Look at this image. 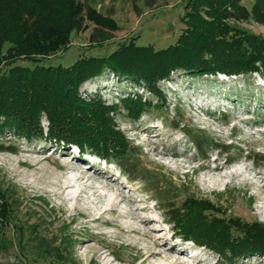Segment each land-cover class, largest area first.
<instances>
[{"label":"rangeland","instance_id":"rangeland-1","mask_svg":"<svg viewBox=\"0 0 264 264\" xmlns=\"http://www.w3.org/2000/svg\"><path fill=\"white\" fill-rule=\"evenodd\" d=\"M75 1L82 6L81 26L71 33L66 49L44 57L46 65L69 66L80 57L104 56L130 40L162 49L173 44L185 27L181 18L188 0ZM253 2L241 0L247 9ZM90 10L112 19L113 24L100 27L88 18ZM229 22L264 37V25L252 18ZM2 32L0 29V35ZM8 46L4 45V52ZM16 63L32 66L28 60ZM0 69H6V65ZM157 87L158 95L142 83L118 77L107 69L80 84L82 97L98 95L106 105L116 107L110 112L114 129L128 144L120 159L80 150L76 144L28 139L8 128L0 129V264H139L140 249L146 244L141 241L138 248L129 246V240L137 236L121 232L115 225H88L94 214L82 216L65 210L53 195V187H28L21 176L33 170L19 162H30L34 154L27 151L31 149L61 174L66 171L56 170L59 164L76 166L78 159L84 163L82 169L91 168V173L105 169L116 184L125 186L124 192L133 200L131 208L147 206L139 212L154 217L146 229L154 228L155 236L166 237V246L178 242L187 249L189 257L185 258L178 256L181 250H175V264H214L220 260L215 251L175 232L172 211L181 209L186 198L208 203L210 208L203 212L207 222H260L264 229V210L260 208L264 205L263 75H199L176 70L159 80ZM134 96L148 103L137 119L129 116L123 102ZM41 124L46 129L45 117ZM141 129L146 133H140ZM78 149L77 159L71 161ZM89 159L94 166H88ZM235 169L243 170L246 179L224 176ZM125 208L123 203L116 213L103 219L123 226L125 220L119 214ZM229 230L232 237L241 235L234 227ZM89 236L95 240H89ZM83 243L109 255L102 258L85 253ZM165 249L161 248L162 252ZM236 259L235 264H264L263 255ZM151 261L160 262L156 258Z\"/></svg>","mask_w":264,"mask_h":264},{"label":"trees","instance_id":"trees-1","mask_svg":"<svg viewBox=\"0 0 264 264\" xmlns=\"http://www.w3.org/2000/svg\"><path fill=\"white\" fill-rule=\"evenodd\" d=\"M81 7L75 0H0V66L6 65L0 69L1 130L5 127L28 139L72 143L80 150L120 159L128 144L114 129L110 112L116 107L106 105L98 95L79 94L80 84L88 78L107 69L158 95V81L176 70L225 76L261 73L264 77V37L229 22L252 18L264 25V0H254L250 9L241 0H188L181 18L185 27L165 48L156 50L130 40L104 56L80 57L69 66L46 65L44 57L66 49L71 33L81 26ZM88 18L100 27L113 24L93 10ZM18 60H28L32 66L17 64ZM123 102L136 119L148 105L140 96ZM208 208L204 201L186 198L181 209L172 211L175 232L215 251L220 260L214 264H235L237 257L252 254L264 256L260 222H207L203 212ZM231 227L241 235L232 237Z\"/></svg>","mask_w":264,"mask_h":264},{"label":"bare ground","instance_id":"bare-ground-1","mask_svg":"<svg viewBox=\"0 0 264 264\" xmlns=\"http://www.w3.org/2000/svg\"><path fill=\"white\" fill-rule=\"evenodd\" d=\"M139 132L142 134L146 133L142 129ZM27 152L34 154L30 162H19L20 166L33 170L31 174H23L21 176L25 184L31 188H36L38 185L42 188L46 186L53 187V195L61 200L65 210L76 211L82 216L94 214L93 217L88 219V225L95 222H99L106 226L115 225L120 228L121 232L137 236V238L130 239L128 245L133 248H138L137 245L141 241L146 243L144 247H142L143 249H140L142 251L139 255V264H175L178 256H183L182 258L189 257L187 249L178 245V242H171L170 245L166 246V237L155 236L156 230L154 228L146 229V227L154 221V217L151 215L142 216L139 212L147 210V206L142 205L144 208H139L141 205H138L137 209L131 208L133 200L124 192L125 186L116 184V179L108 175L105 169L101 172H99L100 170H96L91 173V168L82 169L81 166H84V163H81L83 161L78 159L76 166H69L68 163L66 165L59 164V167L55 169L66 171L65 174H61L50 168L46 158L35 156V154H37L35 149L28 150ZM77 152H79V149L75 151V155H72L71 161L77 159ZM66 155L67 154H65V156ZM89 157L90 156H87V158ZM89 160L90 163L86 160V163L89 164L88 166H94V161L92 159ZM67 173H71V175ZM243 173V170L235 169L226 172L224 176L230 177L233 175H240L243 177L242 179H244ZM88 192H90L89 195L87 194ZM98 203H101V205L98 206ZM123 203H125L127 207L125 210H121L119 214V217L125 220L123 226H118V224L103 219V216L106 214L116 213L118 207ZM260 208L264 210V205H261ZM88 239L95 240L94 236H89ZM169 239H172V237L169 236ZM161 248L166 249L162 252ZM176 249L182 251L181 253L179 252L180 254H178V256L175 251ZM83 250L85 253L92 252L98 254L102 258H106L109 255V253L107 254L101 251L98 247L85 243H83ZM174 256L175 258L173 260L169 259ZM153 258L159 259L160 262L152 263L151 260ZM199 260L201 261L200 258Z\"/></svg>","mask_w":264,"mask_h":264}]
</instances>
